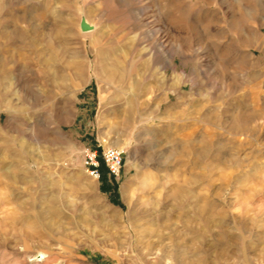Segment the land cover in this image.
<instances>
[{
    "label": "rangeland",
    "instance_id": "1",
    "mask_svg": "<svg viewBox=\"0 0 264 264\" xmlns=\"http://www.w3.org/2000/svg\"><path fill=\"white\" fill-rule=\"evenodd\" d=\"M0 264H264V0H0Z\"/></svg>",
    "mask_w": 264,
    "mask_h": 264
},
{
    "label": "built area",
    "instance_id": "2",
    "mask_svg": "<svg viewBox=\"0 0 264 264\" xmlns=\"http://www.w3.org/2000/svg\"><path fill=\"white\" fill-rule=\"evenodd\" d=\"M124 161L122 153L114 148H108L98 157L96 152L88 151L85 155V165L87 173L94 179L100 177L101 165L106 168L108 174L112 177H118L123 167Z\"/></svg>",
    "mask_w": 264,
    "mask_h": 264
},
{
    "label": "bare ground",
    "instance_id": "3",
    "mask_svg": "<svg viewBox=\"0 0 264 264\" xmlns=\"http://www.w3.org/2000/svg\"><path fill=\"white\" fill-rule=\"evenodd\" d=\"M82 22H84V23L89 27V30H88V31H85V32L82 31L83 33H85V34H88V33H89V34H90L91 32L94 31V27L91 26V24H90L89 22H87L86 19H84L83 21H81V22H80V25H81ZM111 77H112V76H111ZM111 77H110V75H109L107 78H108V79L110 78V80H111ZM146 182H147V181H145L144 184H145V185H148L149 183H146Z\"/></svg>",
    "mask_w": 264,
    "mask_h": 264
},
{
    "label": "water",
    "instance_id": "4",
    "mask_svg": "<svg viewBox=\"0 0 264 264\" xmlns=\"http://www.w3.org/2000/svg\"><path fill=\"white\" fill-rule=\"evenodd\" d=\"M80 28L83 32L89 30V27L84 22L81 23Z\"/></svg>",
    "mask_w": 264,
    "mask_h": 264
}]
</instances>
